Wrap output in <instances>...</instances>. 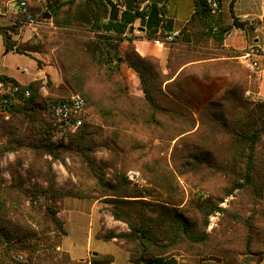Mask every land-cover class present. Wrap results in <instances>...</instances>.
<instances>
[{"label":"trees","instance_id":"obj_1","mask_svg":"<svg viewBox=\"0 0 264 264\" xmlns=\"http://www.w3.org/2000/svg\"><path fill=\"white\" fill-rule=\"evenodd\" d=\"M34 1L28 0L30 10L41 21L49 12L56 36L19 41L16 22L0 24V34L8 52L32 55L48 45L60 47L63 83L56 86L49 75L46 82L25 85L0 74V80L20 86L19 101L0 115V162L6 153L16 154L7 169L0 167V264H85L62 248L68 231L60 212L67 197L108 203L106 209L128 230L99 238L125 249L131 264H218L221 257L245 264L248 256L263 258L264 100L246 96L247 90L258 91L261 70L251 72L237 59L239 51L224 46L230 30L246 24L234 14L236 0L231 24L223 11L212 12L208 0H194L190 20L171 42L166 7L155 2L142 10L146 0H132L120 10L112 0H46V10L39 12ZM138 18L148 40L169 47L165 66L156 56H142L127 34ZM194 62L201 77L225 75L232 82L198 112L185 92L188 72L180 70ZM43 85L54 97L80 93L95 117L59 146L44 115ZM56 160L77 183H58ZM26 161L25 175L19 167ZM132 168L152 187L133 185L127 177ZM34 177L46 185L31 182ZM181 179L208 196L186 200ZM216 212L222 215L218 226L208 231Z\"/></svg>","mask_w":264,"mask_h":264},{"label":"rangeland","instance_id":"obj_2","mask_svg":"<svg viewBox=\"0 0 264 264\" xmlns=\"http://www.w3.org/2000/svg\"><path fill=\"white\" fill-rule=\"evenodd\" d=\"M37 4L40 5V11L46 10L44 2L46 0H35ZM263 0H242L241 7L244 10H249L252 12L253 9L244 7L248 4V6L255 5L261 6ZM230 3L231 0H225V8H226V14L229 15L230 11ZM37 17V16H36ZM52 17V16H51ZM45 19V21L38 20L40 23V26L37 27L36 32H32L29 30V28L24 27L23 31H21V36L19 41H26L28 39H31L33 35H40L42 38H45V36H56L58 34V28L53 24L52 18ZM3 22V21H0ZM5 24V22H3ZM22 29V28H21ZM7 50L4 48L0 52V56L6 53ZM8 56V65L17 69V73L20 75L22 80H30L32 78V73L35 72V63L26 56L18 55L14 51H9ZM60 47L54 45H48L46 47V51L42 52V54H35L37 57V65L41 68H47L49 71L52 72L54 77L56 79H59L62 83V56H61ZM40 63H39V61ZM20 66L28 67L30 70V73H23L18 68ZM1 69V67H0ZM43 77L40 79H44V82L47 81L49 78V72L42 74ZM51 77V76H50ZM48 89V88H47ZM193 93H196L191 89ZM54 95H57L58 93L53 92ZM197 94V93H196ZM198 97V95H197ZM251 98V97H250ZM259 101V100H256ZM89 120H95L93 113H88ZM104 153L99 152L98 156H102ZM51 158V157H49ZM16 160V154L15 153H6L3 159L0 162V167L2 169H7L10 163L14 162ZM69 165H71V162L68 161ZM29 164L26 161L24 164H22L19 169L26 175V169H28ZM53 167L57 173V180L59 184H71V183H77L78 179L72 172L69 171V169L62 164L61 161L56 160L53 163ZM131 170H137L140 171L138 168H132L129 169L128 172ZM127 172V175H128ZM141 172V171H140ZM142 174V172H141ZM143 175V174H142ZM3 176L6 179H10L9 173L7 170H4ZM128 177V176H127ZM144 177V176H143ZM146 179V178H145ZM147 180V179H146ZM39 182L40 184L46 185V182L42 180V178L34 177L31 178V182ZM134 185V184H133ZM181 189L184 192L185 198L191 199L194 196V189L196 187H192L189 184L186 183L184 179L180 180ZM137 186V185H135ZM140 189H146V187H152V184L149 183L147 180V184L140 187L137 186ZM233 196V197H232ZM228 197L227 205L228 203L235 199V195H232ZM162 199L161 196H150L148 195L146 199ZM108 205L105 200H95V199H87V198H76V197H67L63 200L62 204V210H61V217L66 222V229L68 231L67 235L65 236L63 240V248L70 252V254L74 257H87L88 259H91L93 257V253L97 252L100 255H111L113 258L116 259L118 264L126 263L130 260L129 253L120 247L115 241L112 240H104L103 238H99V234H107L112 231L116 232H122L128 230V226L126 223H123L121 221L115 220L113 216L109 213V211L106 209V206ZM222 215H220L215 221L217 222L216 226H218L219 220ZM215 226V227H216ZM89 251H91V254L88 255ZM264 264V259L262 260ZM258 264V263H257Z\"/></svg>","mask_w":264,"mask_h":264},{"label":"crops","instance_id":"obj_3","mask_svg":"<svg viewBox=\"0 0 264 264\" xmlns=\"http://www.w3.org/2000/svg\"><path fill=\"white\" fill-rule=\"evenodd\" d=\"M144 2L148 3H157L158 5H163L166 7V19L169 21V24L172 26V31L175 30H181L184 25L190 20L193 12H194V0H146ZM232 2V0H231ZM242 0H236L233 11L236 17L241 20L242 15L248 14L251 17H260L264 18V0L262 2L261 6H257L255 4L254 6L248 4L244 7L245 9L250 8L253 9L252 12L249 10H244L241 7ZM132 5V0H124V6L123 8H120V10H124L127 5ZM18 2L16 0H0V24L4 25H11L15 22V18L17 16L18 11ZM222 10H223V19L226 23L231 24L233 22V13L231 11V3H230V11L229 15L226 14V8H225V0H222ZM108 20V19H107ZM243 22V21H242ZM143 20L138 18L135 20L133 24L128 26L127 34L130 37H133V44L136 46V49L142 56H156L158 57L162 64L165 66L168 59L169 54V47L165 44V42L162 41H156V40H148L144 36V31L140 30V27H143ZM134 26L133 32H130V27ZM31 30V29H29ZM23 31V28L21 29ZM20 34H15L14 38L20 39ZM253 39V34L251 30L249 29V26L247 23L243 27H234L230 30V32L227 34L224 46L227 50L231 51H239L240 53L246 49L251 43ZM129 43L128 39H125L121 42V46L124 49L127 44ZM5 48L4 45V39L3 36L0 34V52ZM9 52L7 51L3 55L0 56V74H6L14 79H16L21 84H29L31 82H34L40 78L43 77L42 74H45L46 72L50 74L53 82L56 84V86H59L61 84V81L59 79H56L51 71H49L47 68H41L37 65V57L35 54L27 55V54H19L26 56L27 58H30L35 63V72L32 73V78L30 80H22L20 75L17 73V69L11 67L8 65V56ZM238 59V58H237ZM239 60V59H238ZM241 62V60H239ZM242 63V62H241ZM125 66V65H124ZM193 67L198 68L199 65L194 63L187 64L186 66H183L180 70L187 71L188 74L186 78L184 79V86H185V92L189 96V102L194 106V110L198 112L211 98L219 94L225 87L232 84V82L225 76V75H212L210 78L206 79L201 77L196 73L197 69L193 70ZM200 69V68H198ZM129 75L133 78L135 77V73L132 71V69L127 68ZM62 83H63V77H62ZM45 86V85H43ZM41 86V88L43 87ZM46 92L49 93L47 87L45 86ZM193 89V93L191 91ZM254 98L256 99H264V68L260 72V80H259V88L257 92H253ZM45 93V92H44ZM198 95V97H197ZM263 153H264V144H263ZM263 178H264V165H263ZM221 215V214H220ZM60 216L61 212H60ZM63 218V217H62ZM215 221L213 226L210 228L211 221L208 225V231H211L217 224ZM65 238V237H64ZM64 240V239H63ZM63 248V243H62ZM64 249V248H63ZM91 254V251H89L88 255ZM72 256V255H71ZM95 256V255H93ZM74 259L84 261L85 264H118L115 258H113L112 261L109 262H96L92 259H88L87 257H74ZM243 257V256H242ZM250 257V261L246 263V260ZM245 258V264H261L263 263V258H258L254 256H248ZM123 264H131L130 260ZM218 264H233L232 261H230L227 258L221 257Z\"/></svg>","mask_w":264,"mask_h":264},{"label":"built area","instance_id":"obj_4","mask_svg":"<svg viewBox=\"0 0 264 264\" xmlns=\"http://www.w3.org/2000/svg\"><path fill=\"white\" fill-rule=\"evenodd\" d=\"M118 8H123L124 0H112ZM208 3L213 13L222 12L220 3L218 0H208ZM148 2H143L140 9H146ZM17 16L15 18L16 23H20V27H27L32 32H36L37 27L40 23L36 15L30 10L28 0H22L18 3ZM241 20L249 26L253 34L252 43L244 49L238 56L242 64L251 72H259L264 68V18L251 17L248 14H244ZM179 30H175L168 34L166 40L171 42L175 36L179 34ZM34 36V35H33ZM23 73H30L28 67L20 66L18 68ZM45 86L40 88V92L44 96V115L50 120L52 128L51 140L56 145L67 143L72 133H75L88 118V111L86 107V100L80 93L74 92L64 97L50 96ZM45 92V93H44ZM20 86L11 82H5L0 80V115L6 110L9 104L19 101ZM31 95L29 89L24 90V96L28 97ZM246 96L256 99L253 96L251 90L246 91ZM128 178L132 184L137 186H144L147 184V180L143 177L140 171L131 170L128 172ZM194 194L197 197L208 196L207 192L201 191L198 188L194 189ZM233 197V196H232ZM228 198L221 204L226 206ZM220 212H216L210 217V228L213 226L215 220L220 216Z\"/></svg>","mask_w":264,"mask_h":264},{"label":"water","instance_id":"obj_5","mask_svg":"<svg viewBox=\"0 0 264 264\" xmlns=\"http://www.w3.org/2000/svg\"><path fill=\"white\" fill-rule=\"evenodd\" d=\"M50 17H51V14H50L49 12H47V13L44 15V18H46V19H49ZM133 30H134V26L132 25V26L130 27V32H133ZM140 30H141V31H145V27H140ZM119 60H122V58H119ZM93 255L97 256L98 253H97V252H94ZM250 259H251V258L248 257V259L246 260V263H248V262L250 261Z\"/></svg>","mask_w":264,"mask_h":264}]
</instances>
